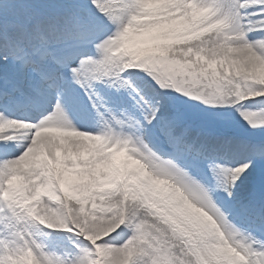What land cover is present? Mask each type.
Listing matches in <instances>:
<instances>
[{
  "label": "snow or ice",
  "instance_id": "6c2138e0",
  "mask_svg": "<svg viewBox=\"0 0 264 264\" xmlns=\"http://www.w3.org/2000/svg\"><path fill=\"white\" fill-rule=\"evenodd\" d=\"M0 264H264V0H0Z\"/></svg>",
  "mask_w": 264,
  "mask_h": 264
}]
</instances>
